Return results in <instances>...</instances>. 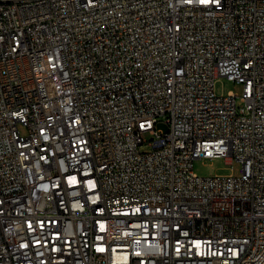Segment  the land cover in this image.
<instances>
[{
	"label": "built area",
	"instance_id": "1",
	"mask_svg": "<svg viewBox=\"0 0 264 264\" xmlns=\"http://www.w3.org/2000/svg\"><path fill=\"white\" fill-rule=\"evenodd\" d=\"M0 264H264V0H0Z\"/></svg>",
	"mask_w": 264,
	"mask_h": 264
},
{
	"label": "rangeland",
	"instance_id": "2",
	"mask_svg": "<svg viewBox=\"0 0 264 264\" xmlns=\"http://www.w3.org/2000/svg\"><path fill=\"white\" fill-rule=\"evenodd\" d=\"M216 91L218 94H227L231 91L237 94V104L242 105L241 95L243 93V85L226 77H219L216 81ZM22 132H26V128L20 125ZM157 127L160 130L167 131L169 125L166 117L161 116ZM241 169V163L227 157H215L212 159L200 158L194 163V171L200 176L228 175L233 172L237 173Z\"/></svg>",
	"mask_w": 264,
	"mask_h": 264
}]
</instances>
